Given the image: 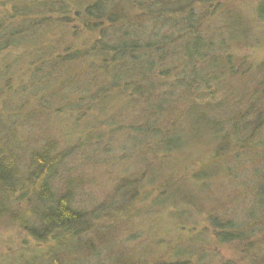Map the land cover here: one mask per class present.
<instances>
[{"label":"trees","instance_id":"1","mask_svg":"<svg viewBox=\"0 0 264 264\" xmlns=\"http://www.w3.org/2000/svg\"><path fill=\"white\" fill-rule=\"evenodd\" d=\"M224 1L93 0L80 5L68 2L73 7L83 6L86 29H91L90 22L99 23L100 26L93 27L99 28V37L89 48L82 51L77 49L70 55L65 52V56L59 54L55 45L39 43L41 32L52 28L47 23L52 22L49 17L54 14L61 17L64 14V9L59 7V0H24V3L20 0H0V4L3 3L0 5V81L2 78L7 80L8 76L11 78L10 71H15L22 61L28 68H34L35 72L30 74V81L27 82L31 87L25 89L26 86L21 85L20 90L15 92H24L20 96H27V102L18 109L11 107L15 111L8 116L9 119L19 120L22 117L19 112H26L27 103L29 106L25 119L28 123L33 119L36 122L42 110H51L54 104L68 106L66 101L69 98L65 96L73 95L77 99L73 102L85 105L86 101H82L81 97L87 100L89 94L86 91L94 88L95 92L99 89L115 92L119 85L122 90L131 92L132 105H141L144 107L143 112H151V121H155L152 127L163 124L160 133V130H153L151 132L157 134L145 139L147 142L156 140L155 152H171L185 141L201 139L203 134L218 139L215 148L218 155L226 153L232 142L236 144L235 149L240 151L239 154L250 153L255 148L264 151V65L243 62L248 68L240 70L239 63L228 53L234 46L244 44L246 35L238 13ZM6 5L9 6L8 10ZM126 5H133L138 14L128 16L124 9ZM263 11L264 5L261 4L257 15L263 17ZM104 20L107 25H103ZM44 25L47 28L42 29ZM37 43L41 45L35 47ZM26 46H31L33 50L25 51ZM18 49L23 51L20 56L14 54ZM173 64L180 66L178 72L172 80L161 86L159 93L156 87L158 78L152 79V74ZM75 69L78 71L73 73ZM154 80L156 83L153 85ZM53 83L66 92L62 98L55 92ZM111 84L115 89H111ZM186 88L201 93L205 102L202 107L196 104L188 108L182 114V124L179 126L180 121L175 124V114L165 111V107L175 91L178 94ZM10 90L7 89L8 92ZM108 98L111 96L104 94V101ZM5 129L6 126L0 128V135L6 133ZM52 140L58 142L42 136L39 145L30 148L32 151L27 158L29 163L25 167L26 171H22L23 166L18 161L19 155L27 149L21 145L25 142L15 148L18 152L7 150L11 146L7 147L4 141L1 142L4 147L0 149V214L7 211V200L11 195L30 190L32 195L27 201V212L31 226L28 233L39 242L51 241L53 249L65 255L66 261L61 264H133V261L143 264V254L140 255L142 259H130L132 256L125 254V248L119 247L118 242L101 238V234L111 229V226L94 229L98 221L95 223L93 219L98 217L85 209L81 196L85 194L83 190L87 189H84L82 182H76L74 171L64 160L68 152L62 148L56 152ZM25 145L27 147V143ZM217 163L213 161L200 168L194 175L197 181L210 179L212 173L227 171L231 174L227 166H223L219 172ZM144 182L149 183L146 178ZM128 186L132 185L122 188L115 186L114 202L119 199L115 205L128 199L124 198L128 194ZM244 196V202L247 203L242 208L248 219L242 225L233 222L235 229L229 227L226 221V226L222 227V223H216L214 214L208 213V224L217 229L215 236L218 241H247L259 228L255 225L247 231L244 227L255 218L258 211L260 213L257 216L264 217V180ZM181 198V191L171 190L164 192L161 200L176 203L182 201ZM107 202L105 200L96 207L97 214L105 211ZM191 203L197 208L198 201ZM203 234L195 241L191 240V243L174 247L175 255L172 258L176 259L175 264H190L191 261L183 262L182 258L198 257L196 254L200 253V249L195 244L198 243L197 239L202 241ZM86 235L88 237L85 239ZM91 240L97 241V246ZM255 248L261 255L251 259L249 264H264V250L259 245Z\"/></svg>","mask_w":264,"mask_h":264},{"label":"rangeland","instance_id":"2","mask_svg":"<svg viewBox=\"0 0 264 264\" xmlns=\"http://www.w3.org/2000/svg\"><path fill=\"white\" fill-rule=\"evenodd\" d=\"M22 1L24 0H20ZM91 1L93 0H59V7L64 9V14L61 17L56 14L49 17L52 22L47 23L52 28L41 32L39 43L53 44L59 54L63 53L65 56L73 54L77 49L82 51L89 48L99 37V28L93 27L100 24L90 22L91 29H86L82 15L83 6L73 7L68 2L80 5ZM224 3L238 13L244 23L246 35L245 43L234 46L228 53L237 64L239 63L240 70L248 68L243 62L264 65V11L263 17L257 15L258 7L264 5V0H225ZM133 7L125 6L128 16L138 14ZM8 9L9 6L6 5V10ZM103 25H107L105 20ZM45 28L47 26L44 25L42 29ZM39 43L35 47H39ZM19 50L14 54H22L23 51ZM32 50L31 46L25 47L27 52ZM179 67L173 64L161 69V74H152V79L158 78L159 84L156 87L159 93L161 86L174 78ZM33 69L28 68L22 61L15 71H10L11 78L8 76L7 80L2 78L0 81V128L6 126V133L0 135V143L4 141L7 147L11 146L7 150L18 152L15 148L25 142L21 145L23 149H27L19 155L18 161H21L22 171H26L29 153L34 146L39 145L42 136L58 141L55 143L52 140L57 148L56 152L61 148L68 152L64 160H67L74 171L76 182H82L84 189L89 191L87 195V191L83 190L85 194L81 196L84 198L85 209L98 217L93 219L95 223L98 221L94 224V229L101 230L111 226V229L101 234L103 240L118 242L119 247L125 248V254L132 256L130 259H142L140 255L143 254V260L146 261L142 260L143 264H175L176 259L172 258L173 254L175 255L174 247L191 243V240L195 241L202 233L203 242L197 239L198 243L195 244L200 249V253L196 255H201L202 258H182L183 262L188 260L189 263L192 262L190 264H196V261H199V264H249L251 259L261 255L255 248L259 245L264 250V217L257 216L260 211L244 227L248 231L255 225L259 226L247 241H218L215 236L217 229L212 228L207 220L208 213H213L216 223H222V227H225L226 221L229 227L235 229L234 223L242 225L248 219L242 208L247 203L244 202V195L251 193L264 180L262 148H252L254 151L250 153L239 154L240 151L235 149L236 144L232 142L226 153L218 155L215 151L218 139L203 134L201 139L185 141L181 147L171 152H155L156 140L147 142L145 139L157 134L151 132L153 130H160V133L163 124L152 127L155 121H151V112H143L144 107L141 105H132L131 92L122 90L119 85L115 92H106L104 89L95 92L94 88L86 91L89 96L82 95H85L87 100L81 97L82 101H86L85 105L73 102L77 100L73 95L65 96L69 98L66 101L68 106L54 104L53 101L54 107L48 109L49 112L42 110L43 113L36 122L33 119L28 123L25 119L28 112L27 103L26 112H19L22 116L19 120L9 119L8 116L15 111L12 109H18L27 102V96H20L24 95V92H15L23 86H26L25 89L31 87L27 82L30 81V74L35 73ZM78 69L73 70V73ZM155 83L156 80L152 82L153 85ZM52 85L56 87L55 92L59 93V98H62L66 92L55 86V83ZM6 86L10 87L8 90L11 89L9 92ZM110 86L111 89L114 88V85ZM176 92L165 111L173 112L175 124L180 121L181 126L182 114L196 104L202 107L205 101L201 93L191 88L181 89L178 94ZM104 94L111 98L104 101ZM67 107L70 110H67ZM1 147H4L2 143L0 149ZM213 161L218 162L216 168L219 172L223 166H227L231 174L227 171L212 173L210 179L197 181L194 175L200 168ZM136 164L139 165L136 167ZM214 176H217L216 179ZM145 178L149 183L144 182ZM130 184L132 186L126 187L128 194L124 197L128 199L115 205L119 200L114 202L115 186L122 188ZM171 190L181 191L182 201L170 203L161 200L164 192ZM31 195L30 190L15 192L7 200V211L0 214V264H61L66 261L64 254H59L53 249L51 241L39 242L28 233L31 219L29 223L27 201ZM105 200L108 201L106 212L97 214L96 207ZM192 201H198L197 208ZM87 237L88 235L85 239ZM92 243L97 246V241ZM131 263L137 264V261Z\"/></svg>","mask_w":264,"mask_h":264}]
</instances>
